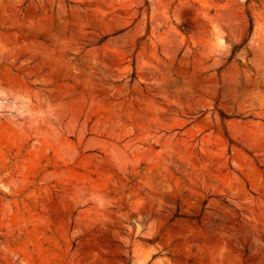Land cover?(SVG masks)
<instances>
[{
    "label": "rangeland",
    "instance_id": "374dc122",
    "mask_svg": "<svg viewBox=\"0 0 264 264\" xmlns=\"http://www.w3.org/2000/svg\"><path fill=\"white\" fill-rule=\"evenodd\" d=\"M0 264H264V0H0Z\"/></svg>",
    "mask_w": 264,
    "mask_h": 264
}]
</instances>
